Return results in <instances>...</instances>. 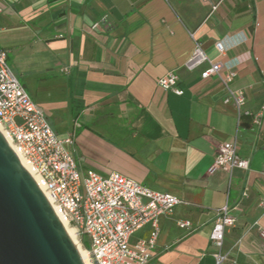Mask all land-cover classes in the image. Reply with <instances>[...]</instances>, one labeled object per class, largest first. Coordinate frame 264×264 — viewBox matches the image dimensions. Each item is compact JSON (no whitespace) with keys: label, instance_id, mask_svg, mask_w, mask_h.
Wrapping results in <instances>:
<instances>
[{"label":"crops","instance_id":"obj_1","mask_svg":"<svg viewBox=\"0 0 264 264\" xmlns=\"http://www.w3.org/2000/svg\"><path fill=\"white\" fill-rule=\"evenodd\" d=\"M0 46L82 171L119 173L183 201L161 218L152 264H215L210 236L225 206L235 219L224 250L264 264V0H0ZM244 39L236 43L240 35ZM222 41L224 54L216 43ZM199 44L233 67L238 117L225 87L188 71ZM174 71L182 96L158 87ZM236 140L248 170L212 174L218 148ZM189 221L192 229L176 225ZM150 226L130 243L150 236Z\"/></svg>","mask_w":264,"mask_h":264},{"label":"built area","instance_id":"obj_2","mask_svg":"<svg viewBox=\"0 0 264 264\" xmlns=\"http://www.w3.org/2000/svg\"><path fill=\"white\" fill-rule=\"evenodd\" d=\"M3 8L0 5V14ZM220 55L225 50L222 41L216 43ZM208 64L202 79L216 78L225 87V103L232 102L238 117L252 116L256 126L261 124L262 113L251 115L245 108L244 91L232 88L237 73L221 61H211L199 44L185 64L194 71ZM157 85L178 96L184 94L180 77L170 71L159 78ZM0 126L22 159L31 167L52 205L57 206L65 221L73 226L80 247L91 264H152L153 251L161 233V218L172 217L183 201L168 193L155 191L119 173L102 176L94 171H82L71 151L72 137L60 138L49 124L42 110L33 102L25 87L8 63V51L0 46ZM249 160L239 154L236 140L218 148L209 173L248 170ZM264 206V201H263ZM235 219L228 206L215 217L210 236L216 251L215 264H226L230 254L224 250L225 234L234 226ZM176 225L192 229L189 221L177 220ZM257 226L264 241V229ZM145 226H150V236L135 244L130 238ZM231 264H237L231 261Z\"/></svg>","mask_w":264,"mask_h":264},{"label":"water","instance_id":"obj_3","mask_svg":"<svg viewBox=\"0 0 264 264\" xmlns=\"http://www.w3.org/2000/svg\"><path fill=\"white\" fill-rule=\"evenodd\" d=\"M0 264H85L52 205L1 132Z\"/></svg>","mask_w":264,"mask_h":264},{"label":"bare ground","instance_id":"obj_4","mask_svg":"<svg viewBox=\"0 0 264 264\" xmlns=\"http://www.w3.org/2000/svg\"><path fill=\"white\" fill-rule=\"evenodd\" d=\"M0 132L3 134V136L6 138V140L8 141V143L10 144L11 148L13 149V151L16 153V155L18 156V158L20 159L21 163L24 165L25 169L29 172V174L33 177V179L35 180V182L39 185V187L41 188L42 192L44 193L45 197L48 199L46 193L44 192L43 188L41 187L38 177L35 175V173L33 172V170L31 169V167L22 159L21 155L19 154V152L17 151V149L12 145L11 141L8 139V137L6 136V134L4 133V131L2 130L1 126H0ZM49 203L51 204L50 200L48 199ZM52 205V204H51ZM53 210L55 211V213L57 214V216L59 217L61 223L63 224V226L65 227V229L67 230V233L69 234L70 238L72 239V241L76 244L79 253L84 261L85 264H91L90 263V259L89 256L87 254L86 251H83V249H81L79 242H78V237H77V233L75 231V229L73 227H71L64 219L60 209L55 206L52 205Z\"/></svg>","mask_w":264,"mask_h":264},{"label":"clouds","instance_id":"obj_5","mask_svg":"<svg viewBox=\"0 0 264 264\" xmlns=\"http://www.w3.org/2000/svg\"><path fill=\"white\" fill-rule=\"evenodd\" d=\"M243 39H244V36H243V34H241L240 37H239V39L236 41V43L241 42Z\"/></svg>","mask_w":264,"mask_h":264},{"label":"rangeland","instance_id":"obj_6","mask_svg":"<svg viewBox=\"0 0 264 264\" xmlns=\"http://www.w3.org/2000/svg\"><path fill=\"white\" fill-rule=\"evenodd\" d=\"M71 227H73V226H71ZM73 228H74V227H73ZM86 248H87L86 245H84L83 247H81V249H83V251H86Z\"/></svg>","mask_w":264,"mask_h":264}]
</instances>
